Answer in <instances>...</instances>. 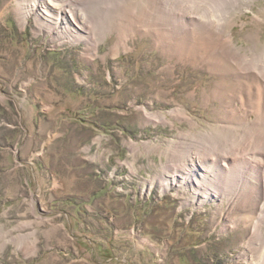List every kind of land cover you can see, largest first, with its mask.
Masks as SVG:
<instances>
[{
  "label": "rangeland",
  "instance_id": "rangeland-1",
  "mask_svg": "<svg viewBox=\"0 0 264 264\" xmlns=\"http://www.w3.org/2000/svg\"><path fill=\"white\" fill-rule=\"evenodd\" d=\"M19 1L0 0V264H264V75L240 63L264 58V0H54L78 34ZM223 156L240 183L183 188Z\"/></svg>",
  "mask_w": 264,
  "mask_h": 264
},
{
  "label": "bare ground",
  "instance_id": "bare-ground-1",
  "mask_svg": "<svg viewBox=\"0 0 264 264\" xmlns=\"http://www.w3.org/2000/svg\"><path fill=\"white\" fill-rule=\"evenodd\" d=\"M19 1V0H18ZM23 1V0H22ZM54 0H45L44 2L42 3H39L38 4V7L40 9H43L42 10V13L39 14V16L43 17V18H47L51 21H54V22H51V24L48 25V23L46 21H42L41 23L45 26V27H51V25L53 26L52 28H55L54 31H57V32H63V33H79L80 30H86V28L88 27V23L90 22L89 20H82V18L80 17H83L85 18L86 17V13H83V14H78V12L76 11H73L72 8H70V6L68 7V5H65L66 3H63V4H60V3H55L53 2ZM60 1V0H59ZM20 2V1H19ZM26 2V0H25ZM36 2V1H35ZM64 2V0H63ZM18 3V2H17ZM56 6L57 9H53L52 6ZM33 9H34V6H30V9L29 11L27 12L26 15L24 16H27L30 14V12L33 13ZM207 13V12H205ZM62 17V18H60ZM60 18V19H59ZM57 20V21H56ZM63 23L62 25L60 23ZM194 22V21H193ZM261 57V55H260ZM259 56L257 57H254V58H249V60L247 61H244V60H241V64L245 67L244 69L246 70H252V69H258L260 72L259 74L261 76H259L260 78L264 75L263 71H264V68H262V59L264 60V58H260ZM242 58V56H241ZM248 58V57H247ZM261 59V60H260ZM246 60V59H245ZM256 66V67H255ZM255 67V68H254ZM259 78V79H260ZM263 82H264V78L262 79ZM260 146H261V143H260ZM252 154V160L249 159L250 161H252V163H255L257 164L258 166L257 167H252L251 170L254 172V173H257L259 175V179L262 180V185H261V188H262V193H263V197H264V161H262L261 156H257L256 154H259L257 151L256 152H253L251 153ZM226 156H223L222 159H223V166H225L224 170H220L217 166L215 167L214 164H216V162H212V164H209L208 166L207 165H204V168H202L200 166V164H195L194 162L197 161L195 159H191V164H193V167L192 168H202L204 170H206L207 168H211L212 170V178L210 180H208L207 182L209 183H200L199 180H196L197 176H199L198 178H200L201 176H204V175H207L205 174L204 172H199L197 171V173L195 172L194 175H196V177L192 178V177H188V181L185 182L183 181V184H185L183 186V188H190L192 191H194L195 195L197 196L198 195V190H194V187H197L196 185H201L203 188H205L204 190H201V195L204 194V191L205 192H209L207 190H213L215 189L214 191H216V185H217V181H215L213 179L214 178H219L221 177V181L224 180L225 182V185L226 187H222L221 185V189L224 190V191H228L227 189L228 188H231V184H233V182L235 181H239L240 183V175H239V172L241 170V168H239L240 166L237 164V163H233L232 166H227L228 164L227 163H224V161H228L229 158H225ZM212 161V160H211ZM203 163V162H202ZM222 163V162H221ZM190 164V165H191ZM261 164V165H260ZM260 165V166H259ZM201 170V169H200ZM192 173V172H191ZM243 174V173H242ZM191 176V175H190ZM203 178V177H202ZM177 181L178 179L177 178H174V181ZM169 182L167 184V186H170L171 184H174L175 182ZM215 185V186H214ZM255 185V184H254ZM254 187V186H252ZM201 188V187H200ZM247 189L251 190V186L248 185ZM209 192V195L211 196H215V192ZM203 192V194H202ZM203 197V198H202ZM201 198L203 199V201L206 200V196L203 195ZM264 199V198H263ZM257 223H253V227H252V233H253V237L255 236V234L257 232Z\"/></svg>",
  "mask_w": 264,
  "mask_h": 264
}]
</instances>
